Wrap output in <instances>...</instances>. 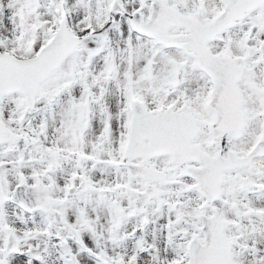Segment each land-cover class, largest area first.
<instances>
[{
    "label": "snow or ice",
    "instance_id": "6c2138e0",
    "mask_svg": "<svg viewBox=\"0 0 264 264\" xmlns=\"http://www.w3.org/2000/svg\"><path fill=\"white\" fill-rule=\"evenodd\" d=\"M0 264H264V0H0Z\"/></svg>",
    "mask_w": 264,
    "mask_h": 264
}]
</instances>
